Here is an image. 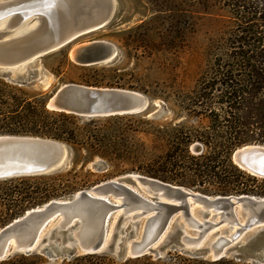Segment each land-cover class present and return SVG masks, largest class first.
I'll return each instance as SVG.
<instances>
[{
	"label": "water",
	"instance_id": "obj_1",
	"mask_svg": "<svg viewBox=\"0 0 264 264\" xmlns=\"http://www.w3.org/2000/svg\"><path fill=\"white\" fill-rule=\"evenodd\" d=\"M115 5V0H0V27L6 29L0 33V76L39 88L43 72L37 62L107 26ZM119 54L115 44L94 41L73 47L70 58L76 65L90 67L111 63ZM151 104L134 90L67 84L50 97L47 108L94 119L141 115ZM162 105L155 103L156 114L165 111ZM203 151L199 143L192 146L196 155ZM69 159V147L59 141L0 135V181L59 172L69 166ZM232 161L264 179V145L238 148ZM195 205L201 218L194 214ZM117 215L123 236L127 229L130 232L110 246L108 232ZM62 218L61 227L46 234L54 240L51 249L43 248L40 236ZM80 220L86 226L78 232ZM142 221L147 225L138 233ZM174 251L212 261L243 257L248 263L264 264V197L209 196L128 174L28 210L0 229V262L36 252L51 261L104 252L128 261L146 256L163 259Z\"/></svg>",
	"mask_w": 264,
	"mask_h": 264
},
{
	"label": "trees",
	"instance_id": "obj_2",
	"mask_svg": "<svg viewBox=\"0 0 264 264\" xmlns=\"http://www.w3.org/2000/svg\"><path fill=\"white\" fill-rule=\"evenodd\" d=\"M230 3L238 9L242 24H247V28L242 30L243 38L229 55L231 63L221 66L225 70L219 71L215 81L201 87L196 98L198 106L201 100L213 101L215 91L222 93L218 103L227 110L223 117L214 112L211 117L217 120L221 117L226 130L141 128L136 125L137 115L86 119L55 112L47 108L49 94L0 76V135L59 141L69 147L72 165L69 171L53 175L0 181V188L4 186V190L0 189V229L28 210L85 190L86 168L96 159L107 165L110 180L128 174H144L191 189L211 184L214 189L204 190L214 196L264 197V179L241 170L232 161L236 149L251 144L264 145V0H232ZM208 90L211 94L204 95ZM142 123L149 125L147 121ZM151 137L155 150L147 146ZM197 142L205 146L200 155L192 152ZM169 165L172 171L182 170V178L169 176L166 171ZM135 262L251 264L243 257L212 261L179 253L165 260L143 257Z\"/></svg>",
	"mask_w": 264,
	"mask_h": 264
},
{
	"label": "rangeland",
	"instance_id": "obj_3",
	"mask_svg": "<svg viewBox=\"0 0 264 264\" xmlns=\"http://www.w3.org/2000/svg\"><path fill=\"white\" fill-rule=\"evenodd\" d=\"M231 1L115 0V12L107 26L80 38L73 46L49 54L37 62L36 66L43 72V79L39 88L32 89L45 92L50 97L67 84L134 90L146 95L152 102L147 112L137 115L136 125L141 128H198L203 132L213 128L226 130L221 117L218 120L211 117L214 114H221L223 117L227 110V107L218 103L222 93L215 91L212 95L213 101L201 100L198 106L196 98L201 87L207 86L213 79L215 81L219 71L225 70L221 66L231 63L229 55L243 36L242 30L247 28V24H242L241 14L237 8L232 7ZM250 18H253L252 14ZM5 31L4 26L0 27V33ZM94 41L115 44L120 52L119 57L111 63L90 67L73 63L70 58L73 47ZM209 90L203 94H211ZM156 102L164 104L163 113L156 114ZM143 121H147L149 125L145 126ZM153 139L151 137L147 140L150 150L155 147ZM197 143L205 147L201 142ZM96 163L99 164L97 168L94 166ZM71 168L70 152L69 166L59 172H66ZM107 171V165L100 159L90 163L86 168V189L110 180ZM166 171L173 178H182V170L172 171L171 165L166 167ZM166 183L178 186L170 181ZM213 186L206 184L199 189L182 187L214 196L204 190L214 189ZM0 189L4 190V186ZM197 207H193L194 214L201 218L196 211ZM239 215L243 220L241 212ZM178 217L174 218L170 231L174 230L173 224ZM182 221L180 219L177 224ZM143 223L144 221L141 222V228ZM56 224L53 223L50 229ZM127 224L125 222L123 227ZM129 232L127 229L124 236ZM188 232L193 233L191 230ZM124 236L117 215L109 228L108 244L113 246ZM53 241L45 233L42 235L43 248L51 249ZM174 253L187 256L174 251L163 259H168ZM87 256L51 261L41 252H36L31 256L14 255L0 264H144L135 262L136 259L120 261L109 252L93 255V258ZM146 257L152 261L160 260Z\"/></svg>",
	"mask_w": 264,
	"mask_h": 264
},
{
	"label": "bare ground",
	"instance_id": "obj_4",
	"mask_svg": "<svg viewBox=\"0 0 264 264\" xmlns=\"http://www.w3.org/2000/svg\"><path fill=\"white\" fill-rule=\"evenodd\" d=\"M194 209H195V208H194ZM196 211H198V209H196ZM118 216H119V215H118ZM195 216H196V214H195ZM63 221H64V219L62 218V219H60V220L54 222V223H57L56 226H55L54 228H51V229H50L51 225L53 224V223H52V224L50 225L49 229L52 230V229H55V228L61 227V223H62ZM80 221H81V222H80V226H79V228H78V230H77L78 232L81 231V230H83V228H85V226H86L85 223H83L82 220H80ZM240 222H241V223H244V222H245V219L242 220V221H240ZM226 223H227V222H226ZM146 225H147V224H146ZM146 225H145V222H144V223H143V226H146ZM143 226H142V230H141V232H144V227H143ZM49 229L46 230V232H44V233H45V234H48V233L50 232ZM44 233H42V235H43ZM42 235L40 236V240H41V241H42ZM46 236H47V235H46ZM108 239H109V232H108Z\"/></svg>",
	"mask_w": 264,
	"mask_h": 264
}]
</instances>
